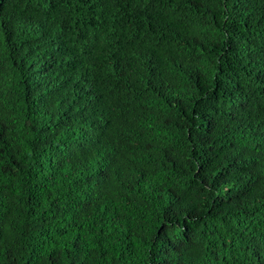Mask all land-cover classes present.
Returning <instances> with one entry per match:
<instances>
[{
  "label": "trees",
  "instance_id": "obj_1",
  "mask_svg": "<svg viewBox=\"0 0 264 264\" xmlns=\"http://www.w3.org/2000/svg\"><path fill=\"white\" fill-rule=\"evenodd\" d=\"M0 264H264V0H0Z\"/></svg>",
  "mask_w": 264,
  "mask_h": 264
}]
</instances>
